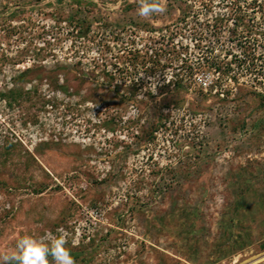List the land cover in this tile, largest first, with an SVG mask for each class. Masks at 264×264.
<instances>
[{
  "label": "rangeland",
  "instance_id": "rangeland-1",
  "mask_svg": "<svg viewBox=\"0 0 264 264\" xmlns=\"http://www.w3.org/2000/svg\"><path fill=\"white\" fill-rule=\"evenodd\" d=\"M164 2L0 0V253L264 264V0Z\"/></svg>",
  "mask_w": 264,
  "mask_h": 264
},
{
  "label": "clouds",
  "instance_id": "clouds-1",
  "mask_svg": "<svg viewBox=\"0 0 264 264\" xmlns=\"http://www.w3.org/2000/svg\"><path fill=\"white\" fill-rule=\"evenodd\" d=\"M137 2V12L141 17L163 14L166 11L164 0H137ZM66 244L67 239L63 234L46 235L40 239L25 235L16 242L15 251L0 253V264H76Z\"/></svg>",
  "mask_w": 264,
  "mask_h": 264
},
{
  "label": "trees",
  "instance_id": "trees-1",
  "mask_svg": "<svg viewBox=\"0 0 264 264\" xmlns=\"http://www.w3.org/2000/svg\"><path fill=\"white\" fill-rule=\"evenodd\" d=\"M238 21H239L238 24L241 23V19L240 18H238Z\"/></svg>",
  "mask_w": 264,
  "mask_h": 264
}]
</instances>
